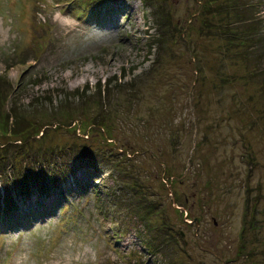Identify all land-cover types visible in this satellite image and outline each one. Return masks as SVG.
I'll list each match as a JSON object with an SVG mask.
<instances>
[{
	"label": "rangeland",
	"instance_id": "obj_1",
	"mask_svg": "<svg viewBox=\"0 0 264 264\" xmlns=\"http://www.w3.org/2000/svg\"><path fill=\"white\" fill-rule=\"evenodd\" d=\"M143 1L80 19L82 0H0V122L61 126L52 142L91 139L114 166L15 195L0 264H264V58L229 40L240 14L264 34V0ZM100 83L101 101L73 95ZM115 179L134 196L112 202Z\"/></svg>",
	"mask_w": 264,
	"mask_h": 264
},
{
	"label": "trees",
	"instance_id": "obj_2",
	"mask_svg": "<svg viewBox=\"0 0 264 264\" xmlns=\"http://www.w3.org/2000/svg\"><path fill=\"white\" fill-rule=\"evenodd\" d=\"M82 1L83 5L80 4L78 8L74 9L78 15L85 17L89 13L93 16L97 15L101 7L104 8L106 5L118 0ZM145 1L143 2L148 6V0ZM240 1L237 0L235 4ZM251 20L253 19H248L246 15L242 17L240 14V23L244 22L243 28L241 26L235 30V33L232 32L233 37H229V40L232 41L231 44L246 46V51L257 49L259 52L258 59H263V30L259 26L256 27L260 22L254 24V21L250 22ZM148 37L151 39L152 35H148ZM163 42L162 40L161 43L158 41L155 44H151L150 49L152 50L156 44H162ZM243 57L249 59L248 55L244 54ZM101 86V83L98 84L97 90L92 94H88L86 90L84 92L77 90L73 95L75 98L83 99L87 104H89L93 95L101 101L103 98ZM45 100L48 99L45 98ZM69 105L68 100L63 102L59 108L61 110ZM26 115V113H17L11 108L5 120L0 122V218L2 219H11L18 212L15 195L17 197L20 195L24 199L31 197L34 193L46 198L50 197L52 193L67 195L69 190L64 191L60 187L64 186L70 176L77 173L78 169L88 168L92 170L95 181L105 174V169H111L110 175L114 171V166L109 161L105 150L103 148L95 150L97 147L93 145V140L76 135L74 141L71 139L63 142H52L51 139L55 138L54 133L58 131L56 129L61 128V126H35L32 124L34 121L28 120ZM80 141L81 143L78 144ZM67 157H71L70 160L63 161ZM127 159L129 158L127 157ZM114 181L118 182L116 189L120 191V194L108 193L107 195L111 196L112 202L124 195V192H127L125 195L134 196V189L130 188L128 183L122 179H115ZM98 191L94 190L98 194L96 211L103 216L105 215L103 212L105 202ZM120 233L122 234L123 231H120ZM143 243L145 250L154 256L156 249L153 245L146 240ZM169 243L170 240L166 241L163 239L159 242L157 248H168Z\"/></svg>",
	"mask_w": 264,
	"mask_h": 264
}]
</instances>
